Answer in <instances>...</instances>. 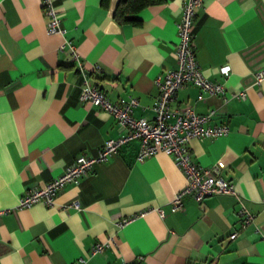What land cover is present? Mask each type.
<instances>
[{
  "label": "crops",
  "instance_id": "1",
  "mask_svg": "<svg viewBox=\"0 0 264 264\" xmlns=\"http://www.w3.org/2000/svg\"><path fill=\"white\" fill-rule=\"evenodd\" d=\"M64 34L50 33L42 0H0V264H71L96 241L116 245L91 264H264V0H203L196 15L195 48L210 79L224 83V100L195 84L178 90L171 107L198 113L214 109L213 123L230 131L192 138V159L220 166L236 194L171 199L186 183L183 170L164 151L138 159L139 139L95 162L76 184L58 192L53 205L18 208L30 187L44 186L81 154L96 155L108 138L125 131L106 109L80 98L84 80L111 100L134 96L135 116L153 119L157 76L178 66L177 22L187 0H164L137 13L139 23H119L118 0H53ZM65 39L76 47L79 59ZM229 64L228 76L220 66ZM78 200L80 207L73 202ZM255 222L240 225L241 204ZM162 207L119 226L144 209ZM232 232L237 235L232 238Z\"/></svg>",
  "mask_w": 264,
  "mask_h": 264
},
{
  "label": "built area",
  "instance_id": "2",
  "mask_svg": "<svg viewBox=\"0 0 264 264\" xmlns=\"http://www.w3.org/2000/svg\"><path fill=\"white\" fill-rule=\"evenodd\" d=\"M43 8L50 19L47 30L50 33L64 34L62 19L57 6L53 0H42ZM203 0H187L182 6V13L177 22L179 40L175 48L178 66L160 73L156 78L158 95L153 104L154 118L135 116L134 107L139 100L134 96L111 100L104 90L97 85L90 84L84 80L81 88L80 98L98 105L112 113L125 131L117 137L108 138L96 155L81 154L77 156L65 170L48 181L44 186H33L28 188L18 200L17 207H30L37 202L53 205L58 192L69 182L78 184L81 179L92 169L95 162L107 161L116 154L120 147L132 139H139L140 149L138 159L164 151L174 157L176 164L183 170L186 183L178 190L171 199L172 210L184 207V197L191 195L197 202L204 200L206 196L221 193L236 194L235 183L232 179L225 178L220 166H203L192 159L189 150V141L192 138H213L227 134L230 126L227 122L213 123L212 109L207 113H198L189 105L184 107H171V101L176 97L179 89L187 84H195L212 94L223 96L224 100L232 97H246V91L240 90L227 95L224 83L210 79L197 60L195 48L196 15L202 7ZM69 45L75 59L79 54L75 45L65 39L60 48ZM220 72L228 76L231 66L223 64ZM256 80L260 82L264 78V69L257 70ZM73 204L80 207L78 200ZM156 209L161 217L166 212L162 207L149 208L131 216H126L118 221L119 226H124L137 216L145 215L148 211ZM10 208L0 209V215L10 212ZM239 214L242 216L240 225L246 227L255 222L256 215L249 210L245 204H241ZM237 232H232L234 238ZM115 236L109 235L106 239L96 241L88 255L77 257L71 264H91V258L107 247L116 245ZM121 264H130L123 261Z\"/></svg>",
  "mask_w": 264,
  "mask_h": 264
},
{
  "label": "trees",
  "instance_id": "3",
  "mask_svg": "<svg viewBox=\"0 0 264 264\" xmlns=\"http://www.w3.org/2000/svg\"><path fill=\"white\" fill-rule=\"evenodd\" d=\"M110 0H102L107 4ZM164 0H118L113 16L119 23H139L137 13L152 4L163 2Z\"/></svg>",
  "mask_w": 264,
  "mask_h": 264
}]
</instances>
